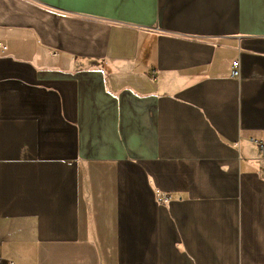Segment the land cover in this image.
I'll return each mask as SVG.
<instances>
[{"label": "crops", "instance_id": "crops-1", "mask_svg": "<svg viewBox=\"0 0 264 264\" xmlns=\"http://www.w3.org/2000/svg\"><path fill=\"white\" fill-rule=\"evenodd\" d=\"M0 260L264 264V0H0Z\"/></svg>", "mask_w": 264, "mask_h": 264}, {"label": "built area", "instance_id": "built-area-1", "mask_svg": "<svg viewBox=\"0 0 264 264\" xmlns=\"http://www.w3.org/2000/svg\"><path fill=\"white\" fill-rule=\"evenodd\" d=\"M231 75L233 77L239 76L238 61L232 63ZM0 264H8V263L3 260L2 261L0 260Z\"/></svg>", "mask_w": 264, "mask_h": 264}]
</instances>
